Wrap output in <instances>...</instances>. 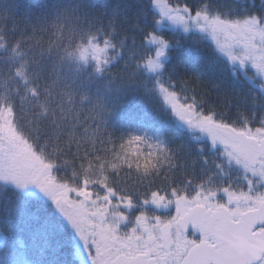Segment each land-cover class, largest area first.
<instances>
[{
    "label": "snow or ice",
    "instance_id": "obj_1",
    "mask_svg": "<svg viewBox=\"0 0 264 264\" xmlns=\"http://www.w3.org/2000/svg\"><path fill=\"white\" fill-rule=\"evenodd\" d=\"M30 39L0 81V264H264V0H130L59 57L184 140L151 113L117 133L116 105L68 85L58 101Z\"/></svg>",
    "mask_w": 264,
    "mask_h": 264
},
{
    "label": "trees",
    "instance_id": "obj_2",
    "mask_svg": "<svg viewBox=\"0 0 264 264\" xmlns=\"http://www.w3.org/2000/svg\"><path fill=\"white\" fill-rule=\"evenodd\" d=\"M129 2L130 0H3L0 3V35L5 38L0 39V81H6L10 69L14 71L19 67L18 61L13 63L9 59V49L15 46V40L32 37L30 40H22L24 46L18 51L26 52L30 63L35 62L32 70L39 71L42 86L57 81L53 91L58 101L61 99V90H66L64 86L68 85L77 94L87 92L106 102L108 106L116 105L110 124L117 133L136 126L138 121L148 118L149 113L154 111V105L149 107L139 95H121L114 90V85L105 87L108 78H88L87 71L78 70L75 61L59 58L69 45L74 48L76 44L85 42L80 39L84 32L95 31L98 27L107 31L113 11L125 7ZM214 3L224 10L231 6L233 0H214ZM57 32L59 36L56 35ZM50 41H55V44L49 50ZM91 63L89 61L88 71ZM79 67L83 68L82 65ZM215 74L227 76V70L218 63ZM8 87H11V82L0 87V92L6 91ZM109 87L113 91L109 92ZM63 99L66 101L65 108H69L71 104L67 102V98ZM76 99H79V95ZM150 118L175 140H184L188 136L187 132L162 113H151ZM0 191L7 194L5 186L0 185ZM35 203L40 206L39 201Z\"/></svg>",
    "mask_w": 264,
    "mask_h": 264
},
{
    "label": "rangeland",
    "instance_id": "obj_3",
    "mask_svg": "<svg viewBox=\"0 0 264 264\" xmlns=\"http://www.w3.org/2000/svg\"><path fill=\"white\" fill-rule=\"evenodd\" d=\"M89 61H92V60H91V56H89ZM181 129H182V128H181ZM182 130H184V129H182ZM184 131L187 132L186 130H184Z\"/></svg>",
    "mask_w": 264,
    "mask_h": 264
}]
</instances>
